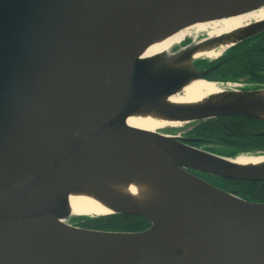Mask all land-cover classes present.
Segmentation results:
<instances>
[{
    "label": "water",
    "instance_id": "obj_1",
    "mask_svg": "<svg viewBox=\"0 0 264 264\" xmlns=\"http://www.w3.org/2000/svg\"><path fill=\"white\" fill-rule=\"evenodd\" d=\"M170 6L188 14L186 22L207 23L256 11L264 0H209L204 7L187 0H0V264H264V204L184 171L264 183V167L236 168L227 163L231 158L184 144L197 141L124 124L153 100L207 83L214 69L196 70L205 60L191 61L198 51L230 48L264 32L262 20L228 36L172 46L168 68L137 62ZM186 22L171 21L164 29ZM261 92L222 91L193 106L163 105L159 113L181 126L221 117L264 122L256 115L264 114ZM108 142L135 149L100 154L84 175H67L81 155ZM141 161L174 176L184 196L178 206L151 222L103 191L101 199L119 207L108 216L142 218L148 229L109 233L72 223L97 217L67 214L68 194L94 183V174ZM55 214L62 223L44 226L42 218ZM196 237L214 246L183 259L184 244Z\"/></svg>",
    "mask_w": 264,
    "mask_h": 264
},
{
    "label": "bare ground",
    "instance_id": "obj_2",
    "mask_svg": "<svg viewBox=\"0 0 264 264\" xmlns=\"http://www.w3.org/2000/svg\"><path fill=\"white\" fill-rule=\"evenodd\" d=\"M187 1L204 7L205 1L209 0ZM208 9L213 8L208 7ZM204 11L208 12V10ZM188 16L184 12H179L176 7H168L153 36L139 52L137 62H151L154 65L157 64L155 67L168 68L171 63L166 54L172 46L179 45L192 36L196 39L199 34H206L208 38L228 36L245 28L250 23L262 21L264 18V7L250 13L207 23L186 22ZM176 20L186 23L177 30L165 31V24ZM229 46L230 43H227L217 47V50L198 51L191 57V61L198 58L215 59L221 53H224ZM185 66L188 67V65ZM222 90L223 88L213 83L193 82L186 86L180 95L149 102L129 116L124 124L138 130L155 133L160 132L164 128L178 129L181 126L179 123L169 121L161 116L159 113L161 106H193L201 104L207 97L220 96ZM258 98L264 102V92L258 94ZM256 115L259 118H264V114L258 113ZM134 149L133 145H125L118 142L97 145L75 160L66 173L68 176L84 175L87 173V163L92 158H96L100 154L112 156L117 152ZM227 163L241 169L263 168L264 155H240L227 161ZM93 176L94 183L85 188L75 190L66 196L67 214L78 217H104L118 212L119 207L101 199L100 193L104 191L125 203L133 205L143 212L151 222H155L165 212L178 206L184 198L181 190L177 188L173 175H169L167 171L146 161H141L137 166L125 163L117 169L94 174ZM57 211L59 213V209ZM62 221L61 216L58 214L42 218L43 225L48 227L59 225ZM213 246L214 244L208 238H193L184 244L182 257L183 259L194 258L209 251Z\"/></svg>",
    "mask_w": 264,
    "mask_h": 264
},
{
    "label": "flooded vegetation",
    "instance_id": "obj_3",
    "mask_svg": "<svg viewBox=\"0 0 264 264\" xmlns=\"http://www.w3.org/2000/svg\"><path fill=\"white\" fill-rule=\"evenodd\" d=\"M264 20V18H263ZM214 69L206 81L219 85L223 92H248L264 90V32L228 48L215 59H205L196 65V70L205 72ZM179 129L165 130L184 140V143L226 158L240 155H264V122L238 117H221L182 125ZM185 172L210 186L250 203L264 204L250 195L255 189L264 196V183L236 182L212 175L184 169Z\"/></svg>",
    "mask_w": 264,
    "mask_h": 264
},
{
    "label": "trees",
    "instance_id": "obj_4",
    "mask_svg": "<svg viewBox=\"0 0 264 264\" xmlns=\"http://www.w3.org/2000/svg\"><path fill=\"white\" fill-rule=\"evenodd\" d=\"M249 192L254 198L264 202V196L258 191L250 189ZM72 223L82 229L109 233H137L145 231L149 227L144 219L125 215H112L92 219L79 218L72 220Z\"/></svg>",
    "mask_w": 264,
    "mask_h": 264
},
{
    "label": "rangeland",
    "instance_id": "obj_5",
    "mask_svg": "<svg viewBox=\"0 0 264 264\" xmlns=\"http://www.w3.org/2000/svg\"><path fill=\"white\" fill-rule=\"evenodd\" d=\"M206 37V34H199V35H197V37H196V39H194L193 38V36L192 37H190V38H188V39H186L185 40V44L186 43H188V42H192V41H198V40H200V39H203V38H205ZM194 39V40H193ZM183 43V42H182ZM184 43H183V45H185ZM177 46V45H176ZM180 130H182V131H184L183 129H179L178 128V131H180ZM160 133H162V134H164V135H167L166 133H165V131H163V130H161L160 131ZM231 159H233V158H231ZM147 222V221H146ZM70 224H71V222H69ZM148 223V222H147ZM69 224V225H70ZM149 225V224H148Z\"/></svg>",
    "mask_w": 264,
    "mask_h": 264
}]
</instances>
